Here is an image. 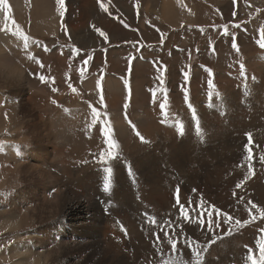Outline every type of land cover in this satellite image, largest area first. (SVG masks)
<instances>
[{"label":"rangeland","instance_id":"obj_1","mask_svg":"<svg viewBox=\"0 0 264 264\" xmlns=\"http://www.w3.org/2000/svg\"><path fill=\"white\" fill-rule=\"evenodd\" d=\"M166 1L155 10L159 0H64L63 7L59 0H7L11 9L7 20L6 10L0 9V124L4 125V130H0V165L2 169L6 168V173L0 172V208H4L0 222L3 218L13 219V213L23 212L26 201L33 200V197L23 199L20 196L24 188L36 191V195L41 193L36 199L37 204L51 203L47 201L49 193L39 182L49 180L55 171L35 168L38 159H30L25 164L28 168L34 166L30 172L20 171L11 156V147L15 145L18 150L35 153L24 144L32 137L34 127L50 124L52 116L61 110H78L88 105L107 117L113 112L126 116L121 122L125 129L116 120H108V125L113 127L112 138L119 145L118 158L110 161L108 166L116 164L117 173L114 172L109 191L104 190L103 182L97 187L105 195L96 198L95 202L83 191L82 184L78 187L77 197L67 193L63 197L62 212L50 222L73 229L74 222L68 210L72 201H78L80 205L104 201L113 206L126 203L140 207L141 196L137 189H142L144 182L137 183V188L130 187L118 172L121 164L132 159L136 164L139 159L142 165L143 160L153 158L147 173L151 178L150 185L155 190L167 184L169 198L170 217L167 220L163 207H160V217L162 221H171L177 231L181 227L184 230L177 248L186 250L184 243L181 248L179 246L182 240L189 238L198 240L201 245H210L201 254L203 264L209 257H215L213 264H251L246 259L249 248L253 249L254 259L259 260L256 238L262 234L264 218H259L260 214L253 209L252 215L258 217L255 221L239 229H235L234 221L250 218L249 201L264 209V160L261 159L264 156V48L260 46L264 40V0H185L193 9V13L188 12L185 16L166 14L170 0ZM101 3L108 8L107 12L100 7ZM168 22L177 25L172 27ZM97 28L106 34L107 40L99 35ZM24 36L28 37L27 47ZM234 39L239 51L232 46ZM241 65L244 66L243 77ZM22 69L30 77L32 90L23 91L20 86ZM41 75L45 77L43 82L39 79ZM209 79L215 86L212 89L208 85ZM209 92H212L211 99ZM165 94L168 98L167 119L159 107ZM7 99L14 103L17 114H21V117H15V123L10 120L11 106L8 102L5 105ZM189 103L195 109V116ZM31 110L35 111L33 117H24ZM40 116L50 119L41 121ZM21 122L26 131L14 130L13 127ZM177 122L184 125L183 134ZM145 134L151 142L148 152L141 139ZM248 134L252 136L250 164L245 150ZM93 140L88 138L76 148L77 151L80 149L77 156L82 161L79 165L66 161L71 165L65 167L63 173H57L60 181L74 177L84 165L97 170L99 153L106 150L107 145L102 140L96 146ZM59 157L66 159L62 155ZM137 165L132 173L139 171V163ZM238 183L241 184L239 188L236 187ZM153 195L156 197L157 192L153 191ZM119 196L123 198L122 203L118 201ZM177 197L181 203L185 201L186 207H189L186 202L193 201L190 206L196 211L190 213V221L199 216L204 221L202 226L197 221L185 223L179 219ZM12 200L16 203L24 201L16 212L10 206ZM201 203L206 205L203 210L198 207ZM213 206L222 214L232 216V223L225 224L223 215L213 212ZM29 207L35 206L29 203ZM151 207H157L155 202ZM208 213H212L213 220L220 221V227L212 232L208 231ZM133 215L132 219L139 218L138 223L145 220L144 212ZM119 220H116L119 226L127 222ZM159 224L157 232L145 220L146 227L152 229L150 235L141 234L140 242L132 243L128 251L142 254L155 250L151 244L155 241L152 233H162ZM230 227L233 228L231 234ZM23 231L28 229L8 231L5 235L0 232V264H12L7 251L13 246L35 244L37 236L30 240L18 239ZM168 231L170 234L171 228ZM67 241L74 247L72 237L66 238L64 243ZM165 245L171 249L169 244ZM218 247L220 250L216 249ZM185 250H181L182 257L177 261L187 264L192 259L194 264L190 250ZM183 256L185 259L182 260ZM151 259L154 263V257ZM168 261H174L173 257ZM72 264H78V259Z\"/></svg>","mask_w":264,"mask_h":264},{"label":"bare ground","instance_id":"obj_2","mask_svg":"<svg viewBox=\"0 0 264 264\" xmlns=\"http://www.w3.org/2000/svg\"><path fill=\"white\" fill-rule=\"evenodd\" d=\"M184 1L185 0H170L169 2L170 5L166 11V14L173 13V15L175 14V15L185 16L188 12L192 11L193 13V9L190 6L191 4L188 5ZM166 3H167L166 0H159L158 5L154 9L158 10L160 6L165 5ZM2 8L3 7L0 6V9ZM17 8H18V5H17ZM168 23L172 27L177 25V23L176 24L170 23V22ZM98 40H101V39H98ZM27 75L28 74L22 69V72L20 74V78L22 79V81L21 80L19 81H20V86L23 89V91L33 89L32 83L30 81V77ZM7 102L10 105H8ZM6 104L8 106H11V118L12 119L10 120L12 122L14 121L15 123V117H19L21 114H17L18 113L17 108L14 107V103L10 102L9 99L6 100L5 105ZM22 108L23 107H21V109ZM34 112H35L34 110H31L30 112L27 111L25 115L24 114L23 115L24 117H29V116H32ZM1 116L2 115L0 114V117ZM125 118H126L125 115H121L118 112H113L109 114V117L105 116V114H101V116L98 118V124L96 126L89 128V124L91 123V119H92V113H91V108L88 105L82 106L78 110H74V109L73 110H69V109L61 110L55 116H52V121H50V124H47V125L43 124L42 125L43 127L42 126L34 127V132L31 133L32 137L31 138L28 137L27 141L24 142L25 146H28L31 149H34L35 153H30V151L26 152V151L18 150L15 145L11 147V151H10L12 152L11 156L15 160V166L19 167L20 171L21 169L23 170L25 169L26 172H30L32 169H34V166H35V168L39 167V168H44L48 171L56 172V173L54 172V175H50L51 172L49 173L50 175L49 180L43 179L41 181L42 183L39 182V184L44 187V190L49 193V196H48L49 199H47V201L51 203H49L48 205L42 204L39 202L37 204L36 199L39 198L41 193L39 194L37 192L38 194L36 195V191L30 192L28 187L22 190L20 196L23 199L33 197V200H29L28 202L26 201L27 205L25 206V209L23 210V212L17 213L16 211L18 210V208H20L19 204L20 203L23 204L24 201L20 202L19 200L18 203H16L15 200L10 201V206L16 209L15 210L16 213H13L15 217L9 221L6 220L5 218L1 220L0 232L2 233V235H5V233L8 231L19 232L21 230L28 229V231L26 232L23 231L24 232L23 234L18 235V239L25 238L27 240H30V237H36V236L38 237L35 240V244H32V243H27L25 245L21 244L19 246H13L11 249L7 251V256L9 257L12 264H72V261L76 260V258L78 259V264H145V262L151 264L152 262L151 258L153 257H154V263L152 262L153 264H162L160 260V254L156 251V249L152 250V252L144 251L142 254H137L136 252L132 253L131 251L130 252L128 251V249L131 247V245L135 243V241L139 240L140 242V239L143 238L141 234L143 233L148 234L152 230L146 227L145 220H143V223H138L136 222V220L139 218L132 219V216H135L133 214L138 215L139 212H144V214L147 213L149 216L155 217L156 221L158 220L162 221V218L160 217V210H161L160 207H163L165 214H167V220H168V217H170L169 210L167 209L168 202H169L168 201L169 198H167V194H168L167 184L164 183L162 188L154 190L152 189L150 185L151 178L149 179V177L147 176V173L150 172V169L152 167L153 158H148V159L143 160L142 165H141L140 160L138 159L137 164L139 163V171L136 173H132L134 169L138 168V165L135 163V159H132L129 162L124 163V165L121 164V171L119 170L120 172H118V174L119 173L122 174L121 178H123V181H125L130 187L137 188V183L139 185L140 182H144L143 184L145 185L142 184L144 186L142 188L143 190L140 189L139 186H138L139 188L137 189L139 190V193L141 196V199H140L141 206L140 207L136 208V207H133L134 205L132 206L126 203H123V205L113 206L112 204L111 205L108 204L109 202L107 203L104 201H100L98 204L87 203L86 205H80L78 201H72L73 203L72 205H69L68 210H70L71 218L73 219V222H74V227H73L74 230L65 225L58 227L57 225L59 222H56L55 224H53L54 221L50 222L51 220H56L57 219L56 214L62 212L63 207H64L63 197L66 196L67 193L71 192L76 197L78 196V193H79L78 187L80 184L83 185V188H82L83 191L90 195L92 202H95L96 198H99L105 195V193L103 194L101 193L102 191L97 190V187H99L102 184L104 175H105L103 171L105 166L100 163H98V167L96 168L97 170L95 169L96 171H94V169L90 170L91 168H89V165L82 166L81 168L82 170L78 171V174H76L74 177H68V179L66 180L67 182L60 181L59 180L60 178L57 177V173L58 172L63 173L65 167H68L71 165V164L68 165L66 161L77 162L78 164V162L81 160V158L77 156L80 149L77 151L76 148L82 146L85 143L86 139L94 138L93 144L96 146H99L101 144L100 141L106 140V137L103 135V129L106 125H108L109 119L116 120L118 125L125 129V127L121 123V122H124ZM40 119L41 121L49 120L50 117L43 118L42 116H40ZM23 125H24L23 122H21L19 125H15L13 128H15L14 130H18V131L19 130L26 131V128L23 127ZM111 128L113 131L112 126ZM0 130L1 131L4 130L3 123L0 124ZM22 131L20 132L23 133ZM36 136H39V137H36ZM143 143L146 146V149H145L146 152L150 151L151 142L148 139L147 134L144 135ZM21 144L23 145V143ZM146 152L144 151V153ZM59 155L65 156L66 159L60 158ZM70 157H74V159ZM30 159L32 160L38 159V160H37V163L34 164V166H31L30 168L25 167V164ZM22 165H24V167H21ZM115 166L116 164L112 165L113 175H114V172L117 173V167ZM1 167H2V164L0 165V172H2V174L6 173V168L2 169ZM129 169H131L132 175H129ZM41 171L43 172L44 170H41ZM72 171L76 172V170H73V169ZM35 187H36V183H35ZM153 191L154 193L157 192L156 197H154ZM203 194L205 195L206 193L204 192ZM43 195L45 196V194ZM142 196H143L144 202L142 201ZM151 197H153L156 200L152 201ZM118 201L122 203L123 198L119 196ZM154 202L157 205L155 209L151 207V205ZM29 203L31 206L34 205L35 207L34 208L29 207ZM159 203L161 204L159 205ZM163 203L166 206L163 205ZM3 210L4 208H0V215L4 216ZM101 218H104V219H101ZM119 218H121L122 221H125V220L127 221L124 223V226L122 225L119 226L116 223V220H119ZM40 220H42V222L38 223L37 221H40ZM120 224H122L121 221H120ZM44 225L46 227L39 229L40 226L43 227ZM122 228L124 229V231H122ZM165 228H166V225H165ZM177 229H178V226H177ZM155 231L158 232V229ZM43 232L46 234L45 236ZM149 235L150 234H148V236ZM158 235L161 236V240H162V243L160 246L164 248L165 253H169L170 249L169 250L167 249L165 245L166 242L163 241V232L160 234L158 233ZM62 237H63V240L60 239ZM68 237H72L74 239V247L70 241H67L66 243H64V240ZM154 238L156 239V235ZM151 244H154V242H152ZM182 246H184L183 243L179 247L181 248ZM219 248L220 247L216 249H219ZM228 248H231V247H228ZM181 250H185V248ZM185 256H183L182 260L185 259L184 258ZM171 257H173L174 261H177L182 257V254L180 255L178 253V254L165 255L164 259L168 260ZM214 259L213 257H209V258H205L204 261L206 264H213Z\"/></svg>","mask_w":264,"mask_h":264},{"label":"snow or ice","instance_id":"obj_3","mask_svg":"<svg viewBox=\"0 0 264 264\" xmlns=\"http://www.w3.org/2000/svg\"><path fill=\"white\" fill-rule=\"evenodd\" d=\"M59 3L61 5V7L64 6V0H59ZM0 6H2L6 10L5 11V19L6 20L9 19L10 18L9 14L11 12V9L7 3V0H0ZM100 7L105 12L108 11V8L105 7V5L103 3L100 4ZM61 15H63V12H61ZM12 23L14 25H16L15 20H12ZM16 27H17V29H19V25H16ZM96 31L99 33V35L101 37H104V39L107 40V36L103 31H101L98 28L96 29ZM24 40H25V47H27L28 37L24 36ZM232 46H233V48H236L237 51H239V49L235 43V39L233 40ZM260 46L262 48H264V40H262L260 42ZM33 59H35V58L33 57ZM85 63H87V61H85ZM40 67L43 68L44 65L41 63ZM240 75L242 77L244 76V66L243 65H241ZM209 76H211L210 71H209ZM39 79L42 82L45 81V77L43 75H41L39 77ZM185 79H187V75L185 76ZM208 85H209L210 89L215 87L213 84V81L211 79L208 80ZM53 91H55V89H53ZM74 91H75V89H74ZM154 95H155V93H154ZM208 96L211 99L212 98V92H209ZM184 99L186 102L188 101L187 91H185ZM101 102H103L102 97H101ZM159 107H160L162 114L164 115L165 119H167V117H168V112H167L168 98H167L166 94L163 97V101L159 104ZM188 107L190 109H192V105L190 103L188 104ZM91 113H92V119H91V123L89 124V128L96 126L98 124V118L101 116V114L95 108H91ZM192 114H193V116L196 115L195 109H192ZM177 124L180 128V133L183 134L184 125L180 122H177ZM111 133H112L111 126L106 125L103 129V135L106 137L105 143L107 145V149L104 151H101L99 153V159H98V162L105 166L103 169V171L105 173L104 179H103V187H104L105 191H109L111 189L112 182H113V168L111 166H108L109 162L117 159L118 155H119V153H118L119 145H118L117 141L112 138ZM137 135L138 136L140 135L139 132H137ZM141 139L143 140L144 138L141 137ZM251 145H252V136H251V134H248V144L245 145V150L247 152V159L249 161V164L251 163V160L253 158ZM261 159L264 160V156H262ZM129 175H132L131 169H129ZM236 187L237 188L241 187V184L238 183L236 185ZM177 191H179V190L177 189ZM193 191H195V189ZM187 203L190 206L193 204V201L189 200ZM176 204L179 208V219L180 220H183L185 222L198 221L199 225H202L204 223L203 219L199 216L192 218V221H190V213L193 211H196V209H193L191 207H186L185 204L180 202L179 197H177ZM249 204L251 205V207L249 209V217L250 218L248 220H244L243 222L239 219H236L234 221L235 229H239L240 227H243L244 225H247V224L251 223L252 221H255L256 219H258L257 216L252 215L253 209L260 214L259 218H264V209L257 208V206L255 204H253L251 201H249ZM198 207L201 210H203L206 207V205L201 203ZM213 212H215L217 215H223V222L225 224H231L232 223L233 217L228 215L227 213L222 214L220 212V209L215 208L214 206H213ZM144 215H145L146 222L149 223L153 228H156L158 226V222L156 221L155 217L149 216L147 213H145ZM208 218H209V223H208V231L209 232H212L214 228L220 227V221L219 220H213L212 219V213H208ZM164 225H167L168 227L165 228ZM159 227H160V231L163 232V241L171 246L170 252L165 253L164 248H162L160 246L162 243L161 236L156 234V233H153V235H156V239L154 241L153 247L160 254V260H161L162 264H184L183 261L175 262V261H168V260L164 259L165 255L181 253V249L177 248V243H178V240H181V238L184 236L183 228L181 227L180 230L177 231L176 228L172 226L171 221H163L159 224ZM169 228H171V231H172L171 235H169V231H168ZM232 230H233V228L230 227L229 228V234H231ZM122 231H124L123 228H122ZM261 233L262 234L256 238V245L259 249V260L254 259L253 249L252 248L248 249V254H247L246 259L248 261H251V264H264V229H261ZM181 242L185 244L186 250H190L191 257L194 258V264H203V261L201 259V254H202V252H206L207 247H209L210 245H201L198 242V240H194L191 238H189L187 240H182ZM187 264H193V260L189 259Z\"/></svg>","mask_w":264,"mask_h":264}]
</instances>
